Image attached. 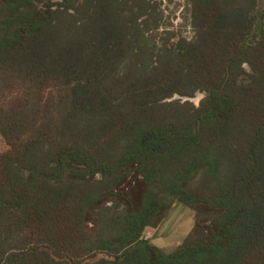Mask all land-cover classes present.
<instances>
[{"label":"trees","instance_id":"obj_1","mask_svg":"<svg viewBox=\"0 0 264 264\" xmlns=\"http://www.w3.org/2000/svg\"><path fill=\"white\" fill-rule=\"evenodd\" d=\"M191 3L158 47L140 0H0V264H264V0Z\"/></svg>","mask_w":264,"mask_h":264},{"label":"rangeland","instance_id":"obj_2","mask_svg":"<svg viewBox=\"0 0 264 264\" xmlns=\"http://www.w3.org/2000/svg\"><path fill=\"white\" fill-rule=\"evenodd\" d=\"M140 2L149 11V17H145V20H150L146 26V36L150 44L158 47L173 45L181 38L192 40L195 37L191 0H140ZM205 96L203 92H198L193 98L175 95L167 101H188L199 107ZM124 187L131 190L135 203L139 204L145 192L141 179L131 177L124 183ZM194 225L195 213L184 203L176 202L157 228L147 230L146 238L165 252L171 253L185 241ZM102 258L108 256L100 254L91 261Z\"/></svg>","mask_w":264,"mask_h":264}]
</instances>
